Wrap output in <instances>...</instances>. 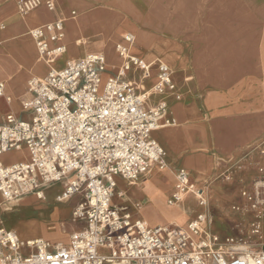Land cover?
I'll list each match as a JSON object with an SVG mask.
<instances>
[{"label": "built area", "instance_id": "built-area-1", "mask_svg": "<svg viewBox=\"0 0 264 264\" xmlns=\"http://www.w3.org/2000/svg\"><path fill=\"white\" fill-rule=\"evenodd\" d=\"M42 4L18 0L16 9L26 14ZM44 5L54 9L51 1ZM29 35L46 63L64 54L62 20L32 29ZM125 41L131 44L132 37ZM116 49L122 57L119 77L101 85L106 69L101 54L67 61L62 69H50L44 77L27 82L30 100L23 109L31 112L28 121L9 114L0 125V156L22 150L27 154L22 161L0 164L3 201L27 195L41 199L45 186L63 183L57 201L81 195L72 217L85 222L83 230L71 235L68 246L56 249L42 240L22 242L15 233L0 229V264H264V246L248 247L251 238L264 241V161L249 186L239 190L240 203L230 207L247 218L241 221L249 227L242 239L220 238L206 230V192L196 189L183 169L173 174L168 205L191 193L203 208L185 226L151 228L113 207L115 178L133 185L152 169L168 168L165 151L152 138L164 106L145 107V95H138L134 85L121 78L132 67L146 68L145 64L125 46ZM173 87L169 68L159 64L155 88ZM255 149L264 157V139ZM231 175L226 171L214 180L231 181ZM24 247L30 252L23 254Z\"/></svg>", "mask_w": 264, "mask_h": 264}, {"label": "crops", "instance_id": "crops-1", "mask_svg": "<svg viewBox=\"0 0 264 264\" xmlns=\"http://www.w3.org/2000/svg\"><path fill=\"white\" fill-rule=\"evenodd\" d=\"M17 1L0 0V19H4L3 23L5 24V26L2 25V28L0 26L2 30H19L22 33L32 27V29H35L57 20L63 21L64 39L62 44L65 46V52L52 63H46L45 60L39 57L34 40L28 35V40L32 44L35 53L33 56L36 58L35 62L29 66V70L31 74L38 78L44 77L50 69L60 70L67 61L79 60L89 54L103 55L107 65H109L117 55L116 46L127 47L129 45L125 41V37L128 35L133 38V42L135 40L139 50L157 49L153 40H158L157 43L161 42L159 43L161 44V50L165 51L167 49L166 45H171V35L180 33L181 29L186 28L184 22L186 23V20L191 18L196 20V25L197 21L200 20L202 22L204 19L230 20L241 18L264 28V0H41L43 4L29 12L28 16L23 19L17 18L19 15L16 9ZM47 1L54 3L52 11L48 10L44 5ZM216 23L220 25V22ZM225 25L231 28L234 27V30L228 31L227 34L240 33L238 25H232L230 22ZM218 28L212 24L208 27V30H211V35L215 36L224 33L222 31L219 32ZM197 29L206 30V28L203 29L202 27H196L195 30ZM215 44L211 38L212 51L211 54L207 53V58L211 61L219 58L217 49L213 48ZM158 49H160L159 46ZM231 49L235 52L258 50L245 42L234 43ZM23 51H26L24 46ZM129 53L131 56L142 60L146 68L132 67L121 78L134 85L138 95H146L147 92L145 90L148 88V83L156 82L157 66L161 63H156L141 53L130 51ZM256 55H259V53H256ZM245 57L242 55V58ZM121 62L122 60H120V66H122ZM164 64L169 68L171 80L173 81L170 66L166 63ZM107 65L102 74L110 75V78L120 76L121 67L118 73H113L108 70ZM211 65L213 66V64ZM0 84H3V96H0V125L9 114L19 120L28 121L31 117V112L23 109V105L30 100L25 82H16V80L10 79L9 72L5 74L3 71L0 74ZM7 98L9 101H7ZM144 101L147 109L154 108L149 105L146 98ZM164 119L161 116L159 117L158 128L152 132V138L165 151V160L168 168L162 171L152 169L143 175L140 180L149 174H168L171 177V185L165 191V195L162 198V193L158 194L154 190L146 191L144 187H136L137 183L128 184L117 177L115 178L116 186L112 199V205L119 213H128L132 218L146 222L149 225L148 227L151 228L174 226L173 223L164 221V215L167 211L169 219L174 220V214L181 213L184 210L187 219L183 226L203 212V208L198 204V198L191 193L185 195L179 203L168 205L167 200L174 191L175 179L173 174L175 172L181 169L187 171L191 183L196 189L202 190L204 194L209 189L210 180L217 182V180L213 179L221 176L226 171L232 170L237 163V161L234 162L235 158H232V155H228V158L221 157L217 159L216 167L212 169L214 160L211 155L204 151L206 148L205 142L207 141L205 129L200 127L196 129L193 124L169 126ZM196 130L197 134H195ZM263 139L264 134L256 140H248L244 145L246 148H251ZM26 155L24 150L4 154L0 156V164L9 165L22 161L26 158ZM262 161H264V157H262ZM212 171L215 172L210 177H207ZM236 174L238 172H235L233 177ZM55 184L58 183L49 184L43 188V197L41 199H38L35 195H27L14 202H5L0 195V218L2 219L0 221V229L15 233L22 242L42 240L51 245H63L56 243L57 240H54V238L42 239L51 235L48 229L38 226L40 210L38 203L46 202L47 194L51 193H53L54 201L61 203L57 201V196L63 189V183H59L61 186L60 191H53ZM205 194L210 195V200L212 203L214 202L213 209L209 208V206L206 209V230L218 235L220 238L238 237L232 230L233 218L237 221L247 220V218L236 214H227L229 203L224 195H229V191L224 189L221 198L215 196L213 189H210L209 194ZM81 200V195H74L67 199L72 208L71 212ZM188 200L190 201L189 206L184 207V203ZM237 200L240 201V198H237ZM207 203L209 204V199ZM211 211L213 212L211 213ZM29 212L34 213V215L26 219V216H29L27 214ZM71 218L75 228L69 232L64 247L69 245L70 237L73 233L85 228L84 221L74 219L72 214ZM248 247L256 249L254 245ZM234 248L238 249V247ZM29 252L30 249L27 247L22 249L23 254Z\"/></svg>", "mask_w": 264, "mask_h": 264}, {"label": "rangeland", "instance_id": "rangeland-1", "mask_svg": "<svg viewBox=\"0 0 264 264\" xmlns=\"http://www.w3.org/2000/svg\"><path fill=\"white\" fill-rule=\"evenodd\" d=\"M28 14H19L17 18L23 19ZM3 20L0 19L1 28L2 25L5 26ZM216 22H220V25ZM228 22L238 25L240 33L227 34L228 31L234 30V27L225 25ZM212 24L216 28L219 27V32L224 33L211 35L208 27ZM184 26L186 28L181 29L180 33L171 35V45H166L165 51L161 50L159 44L161 42L157 43L158 40H153L157 49L139 50L133 38V44H129L126 49L128 52L141 53L156 63H166L170 66L173 89L159 91L155 88L156 82H152L148 83L145 90L147 92L145 98L149 105L154 108L164 106L160 116L165 118V122L169 126L193 124L196 129L204 128L207 133L204 151L214 160L212 169L216 167L217 159L221 157L228 158V155H232V158H235L234 162L237 161L229 171L232 180L226 182L210 180L212 184L209 182V189L206 192L209 194L210 189H213L215 196L221 198L222 191L228 190L229 195H224L229 203L227 214H234L230 207L240 203L237 200L239 190L249 186L257 174V166L262 163V157L255 149L257 145L246 148L244 144L264 134V28L241 18L204 19L202 22L197 21V25L196 20L191 18L184 22ZM196 27L206 30H195ZM32 28L22 33L19 30H0V74L3 71L5 74L9 72L10 79L16 82L24 81L26 89L27 82L36 77L29 70V66L36 59L33 56L35 55L33 46L28 40ZM211 38L216 43L213 48L217 49L219 55V58L213 61L207 58V53L211 54L212 51ZM238 42H245L258 50L235 52L231 49L232 44ZM23 46L26 47V51H23ZM115 51L117 55L107 68L113 73H118L122 58L118 50ZM242 55L246 57L242 58ZM231 149L233 151L230 152ZM214 172H210L207 177ZM235 172L238 174L233 177ZM55 185L53 191H60L59 183ZM170 185L171 177L160 173L145 176L137 182L136 187L162 193L163 198ZM206 196L207 200L209 199V208L213 209L214 202L210 200V195ZM189 204L188 200L184 207ZM38 206H40L38 226L48 229L51 235L42 239L54 238L57 240L56 243H61L63 244L61 247H64L69 232L75 228L71 218V205L67 200L55 202L51 193L47 194L46 202L38 203ZM27 214L29 216H26V219L34 215L31 212ZM175 215L174 220L168 221L182 227L187 216H182L181 213ZM232 222L233 233L238 236L236 238H245L249 227L243 226L241 221L234 218ZM251 241L249 240V244L256 246V249L264 246V241L255 238H251ZM48 244L50 247L51 244Z\"/></svg>", "mask_w": 264, "mask_h": 264}, {"label": "bare ground", "instance_id": "bare-ground-1", "mask_svg": "<svg viewBox=\"0 0 264 264\" xmlns=\"http://www.w3.org/2000/svg\"><path fill=\"white\" fill-rule=\"evenodd\" d=\"M121 57V56H120ZM122 58V57H121ZM106 65H107V63H106ZM148 75V74H147ZM111 76L110 75H106V74H102V76H101V80H100V83H101V85L105 82V80L107 79V78H110ZM183 199V198H182ZM175 215V214H174ZM181 215L182 216H186V213H185V211L184 210H182V212H181ZM176 216V215H175ZM168 219H169V216H168V211L166 212V214L164 215V221H168ZM169 221H170V219H169ZM168 221V222H169ZM185 222V221H184ZM182 223V222H181ZM180 227V226H179ZM52 249H56V248H58V247H61V245L60 244H58V245H51L50 246Z\"/></svg>", "mask_w": 264, "mask_h": 264}]
</instances>
